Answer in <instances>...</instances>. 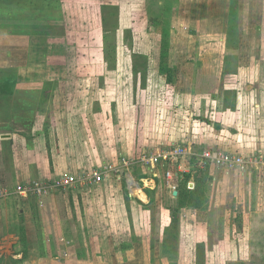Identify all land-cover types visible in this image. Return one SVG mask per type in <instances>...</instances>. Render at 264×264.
I'll return each instance as SVG.
<instances>
[{"label":"crops","instance_id":"crops-1","mask_svg":"<svg viewBox=\"0 0 264 264\" xmlns=\"http://www.w3.org/2000/svg\"><path fill=\"white\" fill-rule=\"evenodd\" d=\"M84 7L61 0H0V70L13 71L17 81L16 87L0 95V191L10 192L0 200V264H80L84 258H95L96 252L93 247L89 252L86 245L76 249L73 243L102 242L97 234H103V241L111 235L120 245H130L127 257L139 256L132 249L145 238L139 214L151 201L148 195L156 204L166 202L164 195L169 192L167 203L173 204L182 174L195 171L189 158L149 167L143 162L145 154L156 156L179 146L197 155L208 149L222 150L261 162L242 171L209 167L197 177L190 174L187 185L193 188L197 183L209 189L215 170L229 176L264 175V79L260 65L229 59L226 34L218 40L217 34L199 31L197 26L192 36L191 28L184 29L188 25L182 27L175 14L165 59L173 71L172 84H167L159 64H154L152 46L140 52L135 42L133 54L146 57L145 80L139 72L133 73L129 55L123 63L125 72L118 76L121 91L114 101L107 91L113 70L103 58L92 60L96 72L74 73L73 60L66 57L72 52V32L89 37L90 48L105 49L98 41L103 34L101 7L88 15ZM123 12L120 9L118 17L121 32L132 27ZM149 32L142 36L155 38V33ZM137 33L133 32L132 40ZM202 36H212L213 42L207 44ZM148 49L150 53H146ZM62 66L71 69L65 71ZM114 66L116 69L117 60ZM137 78L143 84L138 102L143 117L138 129L132 84ZM158 78L164 80L161 87ZM107 94L105 102L101 98ZM136 131L139 139L134 137ZM108 165L116 170L99 185L55 189L42 197L16 193L20 185L49 183L64 174L81 175ZM122 169L134 185L129 193L121 186L122 178L119 186L109 185L119 179ZM167 172L173 177L166 182ZM161 179L165 186L159 188ZM183 213L191 221L192 210L183 209ZM130 227L136 234L129 232ZM111 228L114 233H109Z\"/></svg>","mask_w":264,"mask_h":264},{"label":"rangeland","instance_id":"rangeland-1","mask_svg":"<svg viewBox=\"0 0 264 264\" xmlns=\"http://www.w3.org/2000/svg\"><path fill=\"white\" fill-rule=\"evenodd\" d=\"M37 1L39 0H36V2ZM61 1L71 3L73 5L76 4L78 6L84 5L85 15H88L90 11L98 12L100 7L102 8L107 5H118L119 10L121 9L122 11H124V19L127 24L129 23V25L133 21L134 13H146V10L148 8L152 12H156V9H158V6L152 5L151 0ZM232 4H235L237 6V30L235 34L233 33L231 42L228 44L229 48H226V56L229 57V59L235 60L239 58L242 60H248L249 64L253 63L252 65H260V75L264 79V0H179L178 3L176 2V10L174 9L176 12L173 13V16L171 15V22L173 25L174 18L177 21V17L175 14H178L182 27H186L188 25V28L184 29L190 30L191 28L192 36H195L194 28L198 26L199 31L202 30L205 32H213V34H217L218 37H214L219 40L220 36L221 38H223V35L227 34L228 28L230 27V22H233L234 17L232 13H230V9L232 10ZM75 10L77 11L78 9ZM148 20L149 15L148 13H146L141 19L140 23H138L137 30H139L136 32L140 33H137L134 36L136 38L131 40V43L134 44L136 42V51L140 52L145 51V47L152 46L153 51L151 50V57L154 64H157L158 66V64L160 63L159 56L161 53H163V50L161 49V45L158 42L159 37L154 31V26H151L148 23ZM176 24L179 23L176 22L175 25ZM149 29L151 30V32L149 33H155V38L154 36H151L149 34L142 36V34H146ZM120 30H117L115 35L108 34L107 41L104 40L103 34L99 35L98 39V41H102L103 45L110 46L114 44L117 47V66L116 69H113V72L110 73V76H108L109 83L107 85V91H110L112 93L114 101L118 99L121 91L118 84V76L125 72V67L123 65L125 58H127L130 54H133L132 45L131 49H129L128 47L123 48V32H121ZM144 30H146L147 32L141 33L144 32ZM85 37L86 36H81L80 34H75L74 32H72L71 35V38H74L73 41L69 42L70 45H72V52L66 57L73 60V67L75 69H73L74 73L78 72V70L81 73L96 72L94 62L92 61L94 59H98L99 61V59L103 58L102 61L105 60L107 62L104 52V50L106 49L102 47H98L95 49L90 48L91 46H89L87 43L90 38ZM212 38V36L211 38L210 36H208L207 38L203 36L200 37V39H207V44L213 42ZM195 39L196 38H193L192 40ZM90 42L91 40L89 41V43ZM100 48L102 53L100 52ZM149 51L150 49L146 50V53H150ZM210 53L215 56L214 51H211ZM215 53L217 55V52ZM87 66L90 68L86 69ZM63 68L66 71L68 69H71V66H64ZM138 76L140 77V75ZM161 76H163V79H166V81H169L167 79L168 75L166 76V74L161 73ZM247 77L248 76L245 77V81L247 80ZM163 81L164 80H162L161 78H158L157 83L159 84V87L163 85ZM132 82L133 103L136 105L135 107H137L135 113V126L138 129L140 126V121L143 117L142 108L139 107L138 104L140 96L142 97L143 95V84L140 80H138V78L137 80H134ZM108 98L109 95L107 94V98L102 97L101 99L107 102ZM136 134H138L137 131L134 133L135 139H139ZM115 137H119L118 130L115 131ZM151 157H153V155L149 153L144 155L145 159ZM189 160L191 162V159ZM157 165H161V162H158L156 166ZM164 166H167V163H165ZM195 166H197V161L194 167ZM128 176L129 175L127 171L125 169H122L119 179L114 178L117 181H114L112 183L110 182L109 185L119 186L118 181L122 178V182L120 180L121 186L123 188L127 187V191L129 193V189H133L134 185H132L133 183ZM164 178L167 182L168 178L166 176ZM213 178L215 180H213ZM213 178L211 177V181H209V183L207 184L209 185V189L207 188L208 192L206 194L208 198L206 210L192 211L193 214L191 216V221L184 213L180 215L179 243L181 257L178 264H195V257L198 255L199 246L200 250L204 254L203 264H264L263 172H256L254 174L246 173L244 174V176L240 174L229 176L221 170H215ZM221 179H224V183ZM157 180L158 179H155L156 183L158 184L159 180ZM160 182L161 185L159 188L165 186V182L162 179ZM127 191L124 192L126 193ZM168 191L169 190L166 189V192ZM148 196H150L153 204L155 205V220L153 225V213L148 209L145 210V208H143L142 206L141 210L144 211V216H142L143 213L141 215L139 214V223H141V220H143L141 228L144 230V233L146 232V234L143 243L139 241L135 246H133L132 249L135 252L140 253L139 256H137L138 258L127 257L128 255H130L129 250L131 248L126 251H121L119 247V239L115 240L113 239V237H111V235H107L108 240L103 241V234H97V236L101 237L102 242H92V245H90V242H88V244L80 243L79 241L73 243L76 249H84L83 247L86 245L85 248L87 250L89 249V252L90 250H94L93 252H96L94 253L95 258L91 257L90 259H79L82 260L80 264H151L149 261L150 253L148 251V245L151 239H155L156 241L161 239L162 230L169 222V220H166V216L168 215L167 206L169 202L167 203V201L169 198V192L164 195L168 197L166 198V202H158L156 204L152 196ZM132 198L134 200L137 199L135 197ZM138 204L141 203L138 201ZM195 213L196 215H194ZM152 226L155 228V232L153 235L151 232ZM130 228L131 230L129 232H131L132 234L133 232L135 233V230H133L132 227ZM113 229L114 228H111L109 230V233H114L112 232ZM143 230L140 231L139 234H143ZM132 237L134 238L136 236H131V239H133ZM157 251L158 250L152 252V256H157ZM127 252L129 253L127 254ZM145 253L148 254V256H144ZM153 264L168 263L155 257V261L153 262Z\"/></svg>","mask_w":264,"mask_h":264},{"label":"trees","instance_id":"trees-1","mask_svg":"<svg viewBox=\"0 0 264 264\" xmlns=\"http://www.w3.org/2000/svg\"><path fill=\"white\" fill-rule=\"evenodd\" d=\"M152 5L158 6L156 12H152L149 8L146 10V13L149 15L148 23L151 26H154V31L156 35L160 38V45L163 53L160 54L159 59V71L160 73H164L167 76L169 81H166L167 84H172V75L173 71L167 68L165 63V59L167 57V51L169 48V40H170V33L169 30L171 29V19L173 13L176 12V2L178 3L179 0H151ZM237 6L232 4L230 9V13H232L234 19L233 22H230V27L227 31V48H229V43L231 42V38L233 33L235 34L237 30ZM175 9V10H174ZM146 13H134L133 14V21H132V28L130 30L123 32V48L128 47L131 49V40L133 32L138 31V23H140L141 19L144 17ZM172 15V16H171ZM118 17H119V7L118 5H107L101 8V26L103 30V37L104 40L107 41V35H115L118 30ZM105 56L107 60V68L108 69H115V61H116V53L117 47L116 45H105ZM132 59V67L133 73L136 72L141 74V79L144 82L145 80V67H146V57L142 55L130 54ZM14 72L8 70H0V95H6L7 92L14 87L17 86V81L13 78ZM47 90H50V87H47ZM48 92V91H47ZM6 93V94H5ZM44 96L42 95V98ZM193 166L196 164L194 159H191ZM209 167L205 169H198L195 166L193 169L195 171L190 173L182 174V183L181 187L178 190V195L174 200L173 204H168L167 209L169 211L170 222L169 224L164 227L162 230V237L158 241L155 239H151L148 245V251L150 253L149 261L151 264L155 261V257L164 260L168 264H178L179 259L181 257L180 251V243H179V221H180V214L183 209H188L192 211L198 210H206V204L208 202L207 198V188L204 185L195 184V187L192 190L187 188V182L190 179V174L194 173V177H197L199 174L206 172ZM145 210H149L154 213L155 207L152 202L150 201L149 205H143ZM128 213H130V209L127 207ZM130 220V218H129ZM154 225V223H153ZM152 235L155 232V228L152 226ZM134 236V235H133ZM151 237V236H150ZM133 238V237H132ZM134 242V238L132 239ZM121 251H126L131 248L128 244H121L120 246ZM155 250L157 251V256H152V252ZM198 255L195 257L196 261L195 264H203V257L204 254L200 250V246L198 249Z\"/></svg>","mask_w":264,"mask_h":264},{"label":"built area","instance_id":"built-area-1","mask_svg":"<svg viewBox=\"0 0 264 264\" xmlns=\"http://www.w3.org/2000/svg\"><path fill=\"white\" fill-rule=\"evenodd\" d=\"M194 159L197 161L198 169H205L207 167H215L226 170H239L242 171L249 166H258L261 164L253 158H244L240 155L227 153L221 150H205L201 154H193L185 148L177 147L171 151L161 153L148 159H143L145 165L154 167L158 162L173 163L177 162L178 159ZM264 163V162H263ZM115 168L111 165L105 166L101 169H96L92 172H87L81 175L64 174L56 180L50 181L49 183L44 182H32L30 184L20 185L16 188V193L21 196L28 194H34L37 197L47 195L49 192L55 189H66L73 188L75 186H85L100 184L108 173L115 172ZM166 177L171 179L173 173L167 172ZM189 189H192V185H187ZM10 194L9 191H0V200Z\"/></svg>","mask_w":264,"mask_h":264},{"label":"water","instance_id":"water-1","mask_svg":"<svg viewBox=\"0 0 264 264\" xmlns=\"http://www.w3.org/2000/svg\"><path fill=\"white\" fill-rule=\"evenodd\" d=\"M5 137V136H4Z\"/></svg>","mask_w":264,"mask_h":264}]
</instances>
